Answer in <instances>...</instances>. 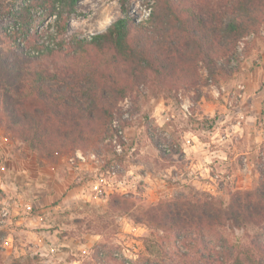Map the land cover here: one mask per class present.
Instances as JSON below:
<instances>
[{"label":"rangeland","instance_id":"374dc122","mask_svg":"<svg viewBox=\"0 0 264 264\" xmlns=\"http://www.w3.org/2000/svg\"><path fill=\"white\" fill-rule=\"evenodd\" d=\"M129 2L138 16L149 7ZM199 2L223 10L222 0ZM78 11L71 31L85 34L122 15L120 0H80ZM245 41L239 70L217 84L136 86L85 149L48 159L0 121V264H198L190 242L143 214L174 199L227 205L264 179V24ZM116 196L128 209L110 204ZM257 231L226 224L209 237L242 253Z\"/></svg>","mask_w":264,"mask_h":264},{"label":"trees","instance_id":"16d2710c","mask_svg":"<svg viewBox=\"0 0 264 264\" xmlns=\"http://www.w3.org/2000/svg\"><path fill=\"white\" fill-rule=\"evenodd\" d=\"M79 1L0 0V121L48 159L85 149L109 124L118 101L140 84L157 81L171 90L231 76L240 67L234 63L239 41L264 24V0H222V11L199 0H147L151 11L142 16L120 0L121 16L85 34L71 31ZM110 204L128 209L117 196ZM143 215L190 242L198 264H264V179L227 205L174 199ZM226 224L258 227L242 253L211 241L213 228Z\"/></svg>","mask_w":264,"mask_h":264},{"label":"built area","instance_id":"2783aa9c","mask_svg":"<svg viewBox=\"0 0 264 264\" xmlns=\"http://www.w3.org/2000/svg\"><path fill=\"white\" fill-rule=\"evenodd\" d=\"M150 11H151V7H147V8L144 9V14L147 15V14L150 13ZM242 47H243V42H240L239 45H238V49L241 50ZM114 123L117 124V120H114ZM121 150H122L121 145H120V144H117V151L120 152ZM78 156H79L80 158H85V156H83V155L80 154V153H78ZM92 156H94V155H92Z\"/></svg>","mask_w":264,"mask_h":264},{"label":"bare ground","instance_id":"6f19581e","mask_svg":"<svg viewBox=\"0 0 264 264\" xmlns=\"http://www.w3.org/2000/svg\"><path fill=\"white\" fill-rule=\"evenodd\" d=\"M108 22H110V18H109V20H101L95 26V29H105L108 26Z\"/></svg>","mask_w":264,"mask_h":264},{"label":"crops","instance_id":"0c3cea01","mask_svg":"<svg viewBox=\"0 0 264 264\" xmlns=\"http://www.w3.org/2000/svg\"><path fill=\"white\" fill-rule=\"evenodd\" d=\"M60 167H57V169H59Z\"/></svg>","mask_w":264,"mask_h":264}]
</instances>
